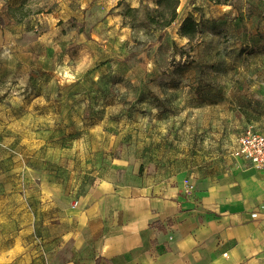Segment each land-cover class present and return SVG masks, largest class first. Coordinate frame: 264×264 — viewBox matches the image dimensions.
I'll list each match as a JSON object with an SVG mask.
<instances>
[{"label": "rangeland", "instance_id": "rangeland-1", "mask_svg": "<svg viewBox=\"0 0 264 264\" xmlns=\"http://www.w3.org/2000/svg\"><path fill=\"white\" fill-rule=\"evenodd\" d=\"M141 6L0 0V212L11 222L41 177L86 184L121 158L210 174L249 121L264 122V74L250 67L264 49V0H186L163 30L141 11L125 16ZM186 18L198 23L192 40ZM15 232L0 231V244Z\"/></svg>", "mask_w": 264, "mask_h": 264}, {"label": "crops", "instance_id": "crops-1", "mask_svg": "<svg viewBox=\"0 0 264 264\" xmlns=\"http://www.w3.org/2000/svg\"><path fill=\"white\" fill-rule=\"evenodd\" d=\"M250 60L264 74V49ZM263 123L243 132L264 135ZM228 154L210 174L121 158L86 184L64 187L53 175L28 183L18 218L0 212L2 234L16 228L0 264H264V175Z\"/></svg>", "mask_w": 264, "mask_h": 264}, {"label": "trees", "instance_id": "trees-1", "mask_svg": "<svg viewBox=\"0 0 264 264\" xmlns=\"http://www.w3.org/2000/svg\"><path fill=\"white\" fill-rule=\"evenodd\" d=\"M147 1L141 0V9H128L126 17L131 21L136 20V14L141 11V23L152 26L156 30H163L170 27L178 20L177 9L180 0H154L153 7L147 5ZM215 5H226L229 0H208ZM181 35L192 40L198 33V23L191 18H186L180 27Z\"/></svg>", "mask_w": 264, "mask_h": 264}, {"label": "built area", "instance_id": "built-area-1", "mask_svg": "<svg viewBox=\"0 0 264 264\" xmlns=\"http://www.w3.org/2000/svg\"><path fill=\"white\" fill-rule=\"evenodd\" d=\"M235 156L247 160L254 170L264 175V135L256 131L254 126H248L239 139ZM193 189V187H186L185 191L188 194Z\"/></svg>", "mask_w": 264, "mask_h": 264}, {"label": "bare ground", "instance_id": "bare-ground-1", "mask_svg": "<svg viewBox=\"0 0 264 264\" xmlns=\"http://www.w3.org/2000/svg\"><path fill=\"white\" fill-rule=\"evenodd\" d=\"M225 8H227V6H224Z\"/></svg>", "mask_w": 264, "mask_h": 264}]
</instances>
